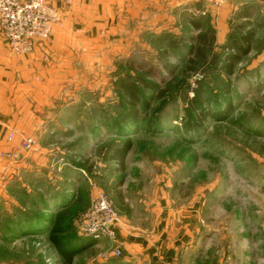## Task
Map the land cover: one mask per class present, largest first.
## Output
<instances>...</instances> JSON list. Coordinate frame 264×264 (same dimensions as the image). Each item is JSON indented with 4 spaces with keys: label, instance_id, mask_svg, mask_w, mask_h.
Returning <instances> with one entry per match:
<instances>
[{
    "label": "rangeland",
    "instance_id": "374dc122",
    "mask_svg": "<svg viewBox=\"0 0 264 264\" xmlns=\"http://www.w3.org/2000/svg\"><path fill=\"white\" fill-rule=\"evenodd\" d=\"M213 14L193 6L171 26L139 27L109 66L92 65L70 114L58 116L51 132L30 136L36 148L48 143L60 175L73 169L89 191H22L17 180L0 191V264H67L52 237L77 252L72 264H136L125 261L122 227L136 238L152 236L159 205L171 210V233L190 238L179 264H264V67L256 64L264 59V36L256 35L228 76L223 63L229 37L239 36L237 22L225 20V33ZM260 26L255 20L248 30L260 33ZM205 33L214 42L201 46L198 58L191 49ZM126 79L140 95L131 110L120 88ZM200 82L196 114L188 98ZM128 110L137 112L135 121ZM129 139L132 148L118 164L112 157ZM49 182L41 184L48 189ZM94 187L116 212L115 241L80 230ZM123 214L136 215L128 228L120 225Z\"/></svg>",
    "mask_w": 264,
    "mask_h": 264
},
{
    "label": "crops",
    "instance_id": "0c3cea01",
    "mask_svg": "<svg viewBox=\"0 0 264 264\" xmlns=\"http://www.w3.org/2000/svg\"><path fill=\"white\" fill-rule=\"evenodd\" d=\"M48 2L61 11L63 20L54 29L53 39L36 44L31 54L19 56L12 53L0 32V191L8 189L14 180L19 181L22 191H55L57 195L79 189L89 191L83 178L73 169H67L60 175V161L48 153V143L41 142L30 153L18 151V148L22 139L36 136L43 130L51 132L58 116L66 112L70 114L73 99H78L76 87L87 83L92 65L100 62L109 66L111 55L126 46L125 39L133 40L139 27L151 25L157 28L159 25L160 29L171 26L174 22H181V17L197 6L211 8L217 17L218 27L224 30L227 28L226 21L235 17L238 33V25L246 23L244 30L248 32L252 23L260 19L261 32L251 31L255 34L254 38L256 35L264 36V0H230L220 7L193 0ZM248 5L254 7L253 15L238 19L241 9ZM258 63L264 67V59ZM12 133L15 139L9 143L7 139ZM8 153L13 154L12 159L4 156ZM112 158L121 164L119 158ZM60 176L62 181L58 183ZM50 180L52 185L45 189L44 184L50 183ZM97 191L94 187L88 202L91 203ZM62 204L65 208L66 205ZM157 208L160 220L154 223L152 236L136 238L135 233H130L123 226V222L128 223V228L131 222L136 221V215L123 214L120 242L128 254L125 261L133 259L136 264H179L182 260L180 253L190 238L174 236L171 233V210L166 205Z\"/></svg>",
    "mask_w": 264,
    "mask_h": 264
},
{
    "label": "built area",
    "instance_id": "2783aa9c",
    "mask_svg": "<svg viewBox=\"0 0 264 264\" xmlns=\"http://www.w3.org/2000/svg\"><path fill=\"white\" fill-rule=\"evenodd\" d=\"M192 1V0H189ZM203 4L220 7L230 0H193ZM70 3V1H68ZM61 11L51 5L48 0H0V32L12 53L29 55L36 44L51 41L54 29L62 23ZM14 134L8 136V142L13 143ZM18 151L33 152L36 140L33 137L22 139ZM12 159L13 154L4 155ZM118 218L114 208L105 196L99 192L92 200L91 208L83 215L80 230L86 237L98 241L117 238ZM117 251L114 256H120Z\"/></svg>",
    "mask_w": 264,
    "mask_h": 264
},
{
    "label": "trees",
    "instance_id": "16d2710c",
    "mask_svg": "<svg viewBox=\"0 0 264 264\" xmlns=\"http://www.w3.org/2000/svg\"><path fill=\"white\" fill-rule=\"evenodd\" d=\"M253 6L248 5V6H244L240 13L238 14V19H247L250 18L253 15ZM247 24H243V25H238L237 28L239 30V36L236 35H232L229 37L228 39V44L226 46L227 50H228V54L225 58V62L223 63V68L226 72V74L228 76H231L234 72L235 67H237L236 65L238 63H240L242 61V59L249 55V53L252 50V44H253V39H254V32L249 30L248 32H245V28H246ZM243 31V32H242ZM198 41H199V47H192V51H195L197 54V57L199 58H203L204 54H203V49L201 48V46L207 47L213 45L214 39L213 38H209L208 33L206 34H202L200 35V37H198ZM120 88L122 89L123 94L125 95V98L128 99L130 102L126 103V105H130V109L134 108L136 106V104L139 102V91L138 88L136 87V84H134L133 81L128 80H123L120 83ZM202 88V89H201ZM203 92V85L200 82L199 83V89L197 91H195V98L193 99H189L188 98V102L190 103V105L195 109V111L199 108L197 105H199V100L202 98V93ZM193 109V110H194ZM129 110L127 111L126 117L129 116ZM200 113V112H199ZM198 113V119L200 122H202L204 119V117L206 118V116L201 117L202 115ZM197 114V111H196ZM131 116V120H136L137 119V112L136 115L135 114H130ZM132 142L129 139L128 141L125 142V146L122 147V149H118L116 150V158H119V161L121 163V165H124V159L126 157V155L128 154V152L131 150L132 148ZM59 232V230L56 229V233ZM51 241L53 243V245L56 247V249L58 250V252L60 253L61 257H63L66 261L67 264H72L73 259L75 257V255L77 254V252L75 251H70L69 248L65 245H62L61 242L59 240H57L55 237L51 238Z\"/></svg>",
    "mask_w": 264,
    "mask_h": 264
}]
</instances>
